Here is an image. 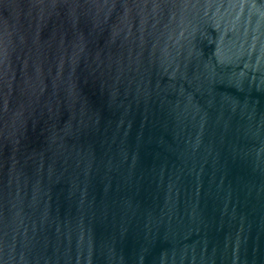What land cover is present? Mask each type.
<instances>
[{"label":"water","instance_id":"95a60500","mask_svg":"<svg viewBox=\"0 0 264 264\" xmlns=\"http://www.w3.org/2000/svg\"><path fill=\"white\" fill-rule=\"evenodd\" d=\"M0 264H264V0H0Z\"/></svg>","mask_w":264,"mask_h":264}]
</instances>
